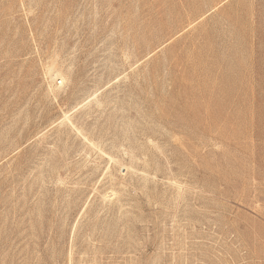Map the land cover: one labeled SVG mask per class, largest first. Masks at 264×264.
I'll return each mask as SVG.
<instances>
[{
	"label": "rangeland",
	"instance_id": "374dc122",
	"mask_svg": "<svg viewBox=\"0 0 264 264\" xmlns=\"http://www.w3.org/2000/svg\"><path fill=\"white\" fill-rule=\"evenodd\" d=\"M0 264H264V0H0Z\"/></svg>",
	"mask_w": 264,
	"mask_h": 264
},
{
	"label": "bare ground",
	"instance_id": "6f19581e",
	"mask_svg": "<svg viewBox=\"0 0 264 264\" xmlns=\"http://www.w3.org/2000/svg\"><path fill=\"white\" fill-rule=\"evenodd\" d=\"M50 76L53 77H59L60 81L59 83H61V81L64 79V77L56 70H50Z\"/></svg>",
	"mask_w": 264,
	"mask_h": 264
}]
</instances>
